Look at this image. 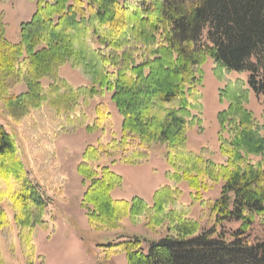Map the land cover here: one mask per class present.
<instances>
[{
    "label": "trees",
    "instance_id": "obj_1",
    "mask_svg": "<svg viewBox=\"0 0 264 264\" xmlns=\"http://www.w3.org/2000/svg\"><path fill=\"white\" fill-rule=\"evenodd\" d=\"M28 1L35 11L20 25L17 44L0 19V118L20 128L17 141L0 123V232L12 234L9 210L26 264L37 258V230L48 229L42 190L52 201L63 199L54 141L80 130L100 133L76 168L89 226L115 230L125 217H145L165 232L148 241L147 251L133 237L105 244L107 253H124L126 264H264V169L249 160L264 156V124L246 108L251 92L264 98V0ZM208 60L220 83L247 74L220 92L219 102L227 103L217 116L223 164L188 149ZM66 64L88 84L74 88L59 78ZM21 83L26 91L14 96ZM106 94L121 117L119 136L106 104L92 105ZM161 146L168 183L152 204L113 200L123 178L111 167L143 166ZM180 183L189 189V206L179 200ZM217 185L218 197L203 200ZM196 203L207 209V228L189 216Z\"/></svg>",
    "mask_w": 264,
    "mask_h": 264
},
{
    "label": "rangeland",
    "instance_id": "obj_2",
    "mask_svg": "<svg viewBox=\"0 0 264 264\" xmlns=\"http://www.w3.org/2000/svg\"><path fill=\"white\" fill-rule=\"evenodd\" d=\"M34 11L35 3L28 0H12L0 4V19L3 21L5 35L10 43H18L20 25L29 22ZM213 69L214 63L212 60H208L202 68L204 78L198 89L201 94L199 104L202 107L200 111H192L197 122L194 121L188 132V149L195 153L202 151L206 160L223 164L225 157L219 153L218 132L220 127L217 116L227 108V103L223 102L221 104L219 102L220 92L227 82L235 83L237 80L246 82L247 74L231 73L220 83L213 75ZM58 76L74 88L88 84L68 64L58 70ZM43 85L47 86L48 81H43ZM25 91L26 86L21 83L15 87L12 94L19 96ZM110 98V94L98 97L92 105L98 101L106 104L113 125L111 132L115 136H119L121 117L114 103H111ZM248 101L247 110L252 112L260 124H264V98L256 97L251 92ZM6 121L4 122L0 118V123L5 125L9 132L13 131L18 141L17 136L20 128L18 125H12L9 120ZM99 134L88 135L84 130H80L75 134L62 135L54 141L52 167H54L60 180L59 184L63 188V199L52 201L49 199L50 196L46 190H42L43 197L49 204L43 217L48 223V229L39 228L36 232L37 237L34 246L37 251V258L34 264H126L124 253L111 255V253H107L108 251L103 246L108 243L114 244L117 241L139 237L144 240L143 249L147 251L148 241L164 236L165 232L162 228H151L148 226V220L145 217H141L138 222H133L130 218L125 217L115 230L95 231L89 226L87 209H84L81 205L85 188L76 168L82 160L81 156L85 146L94 144ZM111 136L107 133L106 140L110 141ZM163 152L164 148L162 146L152 149L150 159L143 166L130 167L121 162L115 163L111 167V171L120 175L123 182L111 193L112 199L130 202L132 198L137 197L146 204L151 205L153 194L168 183L165 177L168 167L164 162ZM23 157L25 163L29 165L27 167H30V164L26 162L25 154ZM249 160L254 164L259 163L264 169V156L250 157ZM178 185L182 191L179 198L180 202L188 206L191 205L187 185L185 183ZM219 191L220 186L217 185L209 192L204 193L202 199L214 201L218 197ZM6 212L8 220L11 221L12 234L7 239L0 232V252L2 253L3 262L4 264H26L23 252H21L20 240L17 236V227L12 221V212L9 210H6ZM189 216L198 220L202 228L208 227L207 209L200 203L191 206ZM230 227L234 228L235 225H230Z\"/></svg>",
    "mask_w": 264,
    "mask_h": 264
}]
</instances>
